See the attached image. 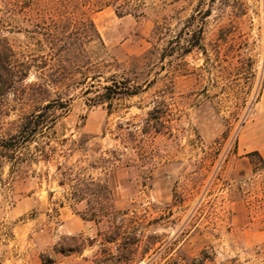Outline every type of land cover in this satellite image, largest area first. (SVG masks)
Returning a JSON list of instances; mask_svg holds the SVG:
<instances>
[{
    "label": "rangeland",
    "instance_id": "1",
    "mask_svg": "<svg viewBox=\"0 0 264 264\" xmlns=\"http://www.w3.org/2000/svg\"><path fill=\"white\" fill-rule=\"evenodd\" d=\"M0 38L25 83H60L0 98V139L52 103L0 146V264H94L118 222L149 248L120 264H264V0H0ZM112 82L137 92L100 103ZM73 235L84 249L60 252Z\"/></svg>",
    "mask_w": 264,
    "mask_h": 264
},
{
    "label": "trees",
    "instance_id": "2",
    "mask_svg": "<svg viewBox=\"0 0 264 264\" xmlns=\"http://www.w3.org/2000/svg\"><path fill=\"white\" fill-rule=\"evenodd\" d=\"M109 5L114 7V11L119 17L131 13L130 11H120L117 6L110 2L103 3L98 9ZM88 24L103 44L102 39L96 31L91 19H88ZM189 51L190 46L183 49L184 53ZM29 69L30 64L26 61L16 59L12 47L4 38H0V98L7 96L10 92L17 93L18 90L24 100H28L31 96L33 97L35 93L41 94V98H47L53 88L60 86L59 81L56 79H49L48 81L44 80L39 83H25L28 77ZM114 86H116L114 82L103 86L104 93L99 101L100 103L110 100L114 96L131 95L137 92L126 84L120 85L119 91H116ZM43 101L44 100L41 99H37V101H30L32 103L31 105L33 106V110L21 117V121L17 126L16 132L8 135L6 139H0V146L4 150L14 152L15 150L21 149L22 147L27 146L37 133L41 132L42 125L46 120L44 112L47 111L52 104L50 100L46 103H43ZM252 154L257 155L260 158L258 152L254 151ZM43 156L44 158H48L46 153ZM261 162L264 164L262 159ZM103 190L104 197L109 198L110 196L108 195H110V191L106 186H103ZM75 192L76 191H74V196L77 197V193ZM123 214H125L124 211L110 208V211L106 214H99L96 211H93L90 213L88 219L97 222L102 217L108 216L112 221H115L117 218H120V216L122 217ZM79 215L82 219H86L82 214ZM68 239L74 242H64L65 238H62L61 242L58 243L60 252H79L84 249L85 241L81 235H73L68 237ZM103 241L104 244L114 243L116 252L112 253L110 248H104V250L101 249L103 250L102 254L104 257H95L94 264H107L108 262H111L112 264L134 262L137 258L142 257L149 250V248H147L139 252L138 249L142 243L141 231L137 227L124 229L121 222L113 225V228L109 232L104 233ZM150 244L151 242L149 241V245ZM42 262L46 264L51 263L49 259H43V256Z\"/></svg>",
    "mask_w": 264,
    "mask_h": 264
},
{
    "label": "crops",
    "instance_id": "3",
    "mask_svg": "<svg viewBox=\"0 0 264 264\" xmlns=\"http://www.w3.org/2000/svg\"><path fill=\"white\" fill-rule=\"evenodd\" d=\"M64 207H62V209H63ZM65 217H67V218H75L76 217V215H70V214H68V213H66L65 212ZM75 220V219H74ZM83 221V220H82ZM79 225H78V227L76 228V230L75 231H73V232H80V231H82L83 229H84V227H85V223H84V221L83 222H81V223H78ZM63 226H65V228L66 229H69L70 228V223H69V221H66L64 224H63Z\"/></svg>",
    "mask_w": 264,
    "mask_h": 264
},
{
    "label": "bare ground",
    "instance_id": "4",
    "mask_svg": "<svg viewBox=\"0 0 264 264\" xmlns=\"http://www.w3.org/2000/svg\"><path fill=\"white\" fill-rule=\"evenodd\" d=\"M260 148V147H259Z\"/></svg>",
    "mask_w": 264,
    "mask_h": 264
}]
</instances>
